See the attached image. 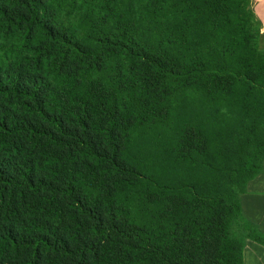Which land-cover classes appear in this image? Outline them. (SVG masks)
<instances>
[{"label":"trees","instance_id":"1","mask_svg":"<svg viewBox=\"0 0 264 264\" xmlns=\"http://www.w3.org/2000/svg\"><path fill=\"white\" fill-rule=\"evenodd\" d=\"M260 27L250 0H0V264L264 245L240 200L264 154Z\"/></svg>","mask_w":264,"mask_h":264},{"label":"crops","instance_id":"2","mask_svg":"<svg viewBox=\"0 0 264 264\" xmlns=\"http://www.w3.org/2000/svg\"><path fill=\"white\" fill-rule=\"evenodd\" d=\"M264 11V10H263ZM259 12L261 20L264 22V12ZM241 205L244 216L257 224L258 228L264 232V179L251 180L247 185V190L241 194ZM243 264H264V245L246 238L242 250Z\"/></svg>","mask_w":264,"mask_h":264},{"label":"rangeland","instance_id":"3","mask_svg":"<svg viewBox=\"0 0 264 264\" xmlns=\"http://www.w3.org/2000/svg\"><path fill=\"white\" fill-rule=\"evenodd\" d=\"M251 1V6L254 10V13L256 15V17L260 20L261 22V27H260V37H259V47L264 49V22L261 20L260 16H259V12L262 10H264V0H250ZM264 12V11H263ZM159 130H156V132ZM138 134V138H139V143L144 145V147L147 146L149 140H150V136H148L147 134V130H145L144 128H141V130H138L137 132ZM146 141V144H143ZM262 145L259 146L257 148V150L261 149ZM147 149V148H146ZM258 178H263L264 179V154L262 157V168L260 170V172L256 173L255 175H253L246 183V190H247V185L251 180H255ZM245 190V191H246ZM244 193V192H243ZM240 200H241V196H240ZM242 207V205H241ZM243 212V209H242ZM244 214V213H243ZM257 225V224H256ZM234 231L236 233L237 237H241L244 235V233L246 232L245 228H243V223L241 222H235V227H234Z\"/></svg>","mask_w":264,"mask_h":264}]
</instances>
